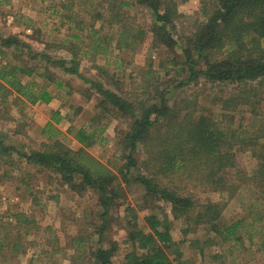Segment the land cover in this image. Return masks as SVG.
<instances>
[{
    "label": "rangeland",
    "instance_id": "obj_1",
    "mask_svg": "<svg viewBox=\"0 0 264 264\" xmlns=\"http://www.w3.org/2000/svg\"><path fill=\"white\" fill-rule=\"evenodd\" d=\"M124 1L129 0L0 2V69L9 70L14 66L27 70L36 68L30 77L18 72L23 85L33 83L27 93L37 94L40 87L45 86L54 96L50 103H33L30 96L19 93L6 80L0 79L7 89L0 91V141L3 142L0 146V264H88V255L82 252H88L89 246L98 245L94 237L88 242L83 238L101 223L96 195L90 190L83 194L71 190L56 173L27 163L20 156L43 149L44 144H52L55 140L74 150L84 148L118 175L123 195L118 199L120 206L115 211L116 219L110 222L102 244L107 248L111 243L116 244L112 264H120L127 251L133 248L126 241L128 219L124 209L127 207L134 209L138 225L143 226L146 232L149 228L144 221L145 215L167 218L176 242L169 250L175 264H264V193L251 179L258 162L249 152H237L235 168L224 172L229 183H239L241 187L228 198L219 223L227 227L240 221L236 227L239 240H227L224 233L220 236L207 232L204 225L196 224H192L196 229L184 237L181 222L174 220L169 204L144 201L143 187L139 183L126 185L122 181L120 169L126 159L118 140L128 129L131 119L98 107L100 96L95 89H88L89 84L84 79L66 74L36 55L43 53L52 61L69 59V53L62 45L74 47L80 58V72L85 78L103 84L107 82L106 88L110 87V82L117 86H112L114 91L136 102L138 95L148 97V92L156 95V85L165 87L170 83L171 87L175 72L166 76L161 69L160 63L164 61L161 53L164 50L157 51L152 47V35L148 30L152 21L149 11L134 4L123 6ZM176 1L180 15L175 21L174 32L183 36L193 30L194 20L201 11V2ZM68 3L72 4L74 21L62 25V12L70 13L63 7ZM96 12L102 13L103 20H94ZM116 14L123 17L122 21L110 25L109 21ZM122 26L131 35L138 34V37L128 38V41L135 40L133 45L124 47L122 42L120 45H123L118 48ZM73 33L78 38H73ZM9 36L27 43L30 50H26L23 44L6 46L3 39ZM67 39L72 43L65 44L63 41ZM97 39L101 41L95 43ZM170 67L174 68L173 65ZM157 75L160 78L154 83ZM48 76L52 77L51 81ZM198 82L200 80L182 89H172L167 97L173 102L196 96L199 111L203 105L211 107L217 119L226 113V127L235 129L241 124L242 130L253 131L248 126L249 114H242L238 105L228 103V109L223 111L219 104L237 94L236 86L210 88ZM59 83L62 86L57 88ZM235 102L238 103V100ZM83 128L92 135L86 146L76 137ZM4 147L9 149L8 152ZM132 171L137 173L136 169ZM190 189L200 203L227 200L226 193L208 187L200 185ZM35 197L38 202L34 201ZM19 212L35 220L34 230L27 232L29 223L16 224L12 216ZM74 237H77L76 241ZM78 243L82 246L80 250L76 249ZM135 250L143 251L140 245Z\"/></svg>",
    "mask_w": 264,
    "mask_h": 264
},
{
    "label": "trees",
    "instance_id": "obj_2",
    "mask_svg": "<svg viewBox=\"0 0 264 264\" xmlns=\"http://www.w3.org/2000/svg\"><path fill=\"white\" fill-rule=\"evenodd\" d=\"M200 2L201 11L194 20V28L183 36L174 32L175 21L180 15L176 0L123 2V6L134 4L149 11L152 21L148 30L152 35V47L157 51L164 50L161 53L164 60L160 63L161 69L166 76L175 72L171 87L170 83L165 87L156 85V95L149 92L148 97L138 95L135 97L137 102L114 91L112 86H117L110 82V87L106 88L107 82L103 84L85 78L80 72V58L74 47L62 45L65 52L69 53V59L52 61L43 53L36 55L64 73L84 79L89 84L88 89H95L99 94L98 107L131 119L128 129H125L118 140V144L125 149L123 152L126 161L120 169L124 184L139 183L143 187L144 201L169 204L174 220L181 222L184 237L196 229L192 225L196 224L204 225L207 232L212 231L220 236L224 233L227 240H239L236 227L240 221L222 227L219 220L228 205V198L234 196L241 187L239 183H229L224 176L226 169L235 168L237 152L247 151L257 160V168L251 179L264 193V0ZM63 7L70 13L62 12L61 24L73 23L72 4L68 3ZM93 18L103 20L102 13L96 12ZM122 18L119 14L113 15L109 23H120ZM122 27L118 48L123 45H120L122 42L124 47L133 45L135 40L128 41V38L138 37V34L131 35ZM72 37L78 38V35L73 33ZM100 41L101 39H97L95 43ZM63 42L72 43V40ZM3 43L16 47L23 44L26 50H30L27 43H21L13 36L4 38ZM166 53L169 54L165 56ZM172 65L174 68L170 67ZM33 70L36 68L27 70L14 66L9 70L0 69V79L6 80L19 93L30 96L33 103H50L54 96L45 86L40 87L39 93L29 95L27 92L33 83L22 84L18 72L30 77L35 72ZM48 78L51 81L52 77ZM158 78L160 77L157 75L154 83L158 82ZM197 80L202 82H198L199 84L210 88L236 86L237 94L229 100L219 99V104L223 111L228 109V103L238 105L242 114H249L248 126L253 131L249 133L242 130L241 124L235 129L226 127V113L221 119H217L212 114L211 107L203 105L199 111L196 96L170 102L167 95L172 89H182ZM61 86V83L57 84V88ZM2 90L7 89L0 83V91ZM47 125L51 126L50 123ZM91 136L84 128L76 134L78 141L85 146ZM0 146H3L2 141ZM43 146V149L22 153L20 156L27 163L56 173L71 190L79 194L90 190L96 195L101 223L83 238L88 242L89 238L94 237L98 245L89 246L88 252L82 253L88 255V264H112L116 244L111 243L108 248L102 244L106 240L110 222L116 219L115 211L120 206L118 199L123 195L118 175L84 148L74 150L59 140ZM4 149L6 152L9 150L7 147ZM132 169H136L137 173ZM237 174L240 173L237 171ZM200 185L226 193L227 200L200 203L190 189L191 186ZM34 201L38 202L36 197ZM124 211L128 219L126 241L133 248L127 251L120 264H175L170 258L169 250L176 242L171 235V223H168L167 218L161 219L155 214L145 215L144 221L149 228L146 232L143 226L138 225V218L132 207H127ZM12 217L16 219V224L29 223L27 232L34 230L35 220L23 212L14 213ZM76 239L77 237L73 238L74 241ZM137 245H140L142 252L135 250ZM80 248L82 246L78 243L76 249ZM180 256L181 254L178 260Z\"/></svg>",
    "mask_w": 264,
    "mask_h": 264
}]
</instances>
